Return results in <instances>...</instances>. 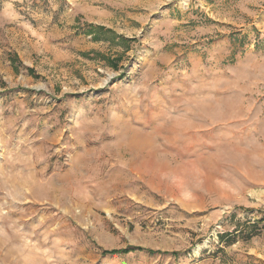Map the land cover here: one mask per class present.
I'll return each instance as SVG.
<instances>
[{
    "label": "rangeland",
    "instance_id": "obj_1",
    "mask_svg": "<svg viewBox=\"0 0 264 264\" xmlns=\"http://www.w3.org/2000/svg\"><path fill=\"white\" fill-rule=\"evenodd\" d=\"M0 264H264V0H0Z\"/></svg>",
    "mask_w": 264,
    "mask_h": 264
},
{
    "label": "trees",
    "instance_id": "obj_2",
    "mask_svg": "<svg viewBox=\"0 0 264 264\" xmlns=\"http://www.w3.org/2000/svg\"><path fill=\"white\" fill-rule=\"evenodd\" d=\"M107 30H105V28L103 27H94L92 25L89 26V28H86L85 33L87 35H93L94 39L96 40H101V39H108L107 36H103ZM114 40V39H113ZM13 65H21L18 62V59L16 58V56H13L12 60H11ZM115 67H117L116 62H111ZM25 69H27L29 71L30 74H34V69L24 66ZM133 249H138V250H144L143 248L140 247H135V248H131V249H126V250H104L103 253L104 254H118V253H124V252H129ZM145 251V250H144ZM152 252V251H151Z\"/></svg>",
    "mask_w": 264,
    "mask_h": 264
}]
</instances>
